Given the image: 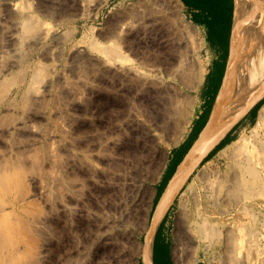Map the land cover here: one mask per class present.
Instances as JSON below:
<instances>
[{"label":"rangeland","instance_id":"1","mask_svg":"<svg viewBox=\"0 0 264 264\" xmlns=\"http://www.w3.org/2000/svg\"><path fill=\"white\" fill-rule=\"evenodd\" d=\"M168 7L170 5L165 2L155 3V0H0V264H144L140 249L147 240L154 216L151 210L147 211L149 200L141 191L144 189H135L138 190L135 192L137 204L134 203L133 208L137 209H133L135 212L131 210L130 216L120 212L124 211L122 203L117 201L119 193L107 183L110 174L106 172L110 169V173L114 165L112 156L110 159L108 155L115 151L108 140H119L128 135L124 124L129 121L131 107H139L145 112L143 100L133 90L136 85L131 84L128 88L126 82L127 87L121 89L120 82L124 79L115 67L144 70L149 68L146 64L156 61L161 64L159 70L165 74L164 71L171 66L169 71L179 77L166 75V80L176 83L185 95L198 99L201 86L187 88L182 79L190 82L194 72L202 70L206 73L211 57L203 33L186 19L183 6L178 21L185 26L192 41L189 47L179 44L177 32L163 30L151 23L161 10L167 13ZM127 16L136 20V26L124 34L119 23ZM25 18L33 22L32 25L25 23ZM174 19L177 21V17L171 15L169 22ZM139 21H145L150 29L144 43L135 35L141 29ZM27 23L32 26L31 30L23 28ZM47 30L51 32L47 34ZM161 35L167 41L164 45L158 43ZM105 45L106 50L116 47L122 53L119 51L120 55L114 60L99 47ZM77 49L84 50L77 52ZM189 51L195 61L184 62L185 68L178 67L180 61L177 58ZM62 71L66 72L68 81L59 78L64 74ZM262 98L264 100V94L260 100ZM261 105L242 118L216 145L213 154L218 146L242 133L251 135ZM115 126L121 127L123 132ZM175 128L167 130L171 134L167 131L160 133L159 147L169 150L168 158L176 146L172 144ZM105 142V145L113 146L114 151L102 144ZM106 147L110 148V153L105 149L108 154L104 151ZM213 162L206 172H212L214 168L224 169L227 158H216ZM99 173L108 176L105 178ZM101 177L104 182L106 180L105 187L111 188L105 190L106 193L103 185L99 189ZM111 192L118 194L114 197ZM182 192L169 214L170 237L175 247V218L181 211L180 203L184 202L186 214L183 212L182 216H187L184 218L189 233L180 249L179 260L183 264H254L255 260L249 258L240 260L239 255L234 254L233 246L229 252L232 249L234 253H228L227 249L223 251L224 243L211 246L207 239L193 231L195 228L190 219L193 195L190 192L186 195L185 188ZM141 199L146 201L145 204L143 201L140 204ZM3 209L9 212L5 213ZM255 211L253 226L260 230L259 235L264 241V200L255 206ZM110 219L113 226L106 223ZM196 257L198 260L193 261ZM212 257L215 262L211 261Z\"/></svg>","mask_w":264,"mask_h":264},{"label":"bare ground","instance_id":"2","mask_svg":"<svg viewBox=\"0 0 264 264\" xmlns=\"http://www.w3.org/2000/svg\"><path fill=\"white\" fill-rule=\"evenodd\" d=\"M158 1H163L166 4L170 5V7H168L169 11L166 13L165 10H161V12H159L157 16L151 21V23L154 24V26H158L159 28L161 27L163 30H171L174 33L177 32L180 35L179 44L184 47H189L192 41L190 40L189 35L186 32L187 30L185 31L184 29L185 26L180 25L178 21L179 12L183 6L182 1L155 0V3H158ZM251 2L252 1L250 0H237L236 17L234 25L232 27L230 55L222 85L219 89L217 97L215 98L212 113L207 122V125L201 131L198 138L194 141L193 145L191 146L183 160L177 166L178 168L175 174L173 175L164 194L157 204L154 216H152L153 226L151 230L148 231L149 233L147 236V240L142 246V249H140L141 254L145 259L144 264H152L150 261V256L152 252V241L155 228L159 221L162 219L163 215L174 204L183 188H185L186 195L188 192L192 193L193 195V206L191 207L190 213V219L192 221V225L195 228V230L193 231L199 233L202 238L207 239L209 241L208 244L211 243V246L224 243L225 249H223V251L227 249L228 253H230L234 247L237 253H234L233 251L231 253L238 254L240 260L242 259L244 261L245 259L249 258L252 261L255 260L253 261L254 264H261L264 260V241L261 240L262 236L259 235L260 230L254 227L252 222L257 215L255 206L259 205L260 202L264 200V103L258 109L257 122L256 125L252 127L253 130L252 133L250 132L251 135H248L247 133H240V136H237V138L226 142L209 159L205 160L209 153L216 147V145H218L222 140L225 139L229 132L242 120V118L247 113L250 112V110L257 104V102L264 94V41L261 42L258 38L259 25L253 18L252 7L254 6V4H251ZM132 6L134 7V5ZM136 9H138V7H136ZM171 15L176 16L177 21L176 19H174V21L169 22ZM27 20L28 19L25 18V23L28 22L32 25L33 22ZM121 22L122 23H119V25L122 29V33L124 34V31H132L133 27L136 26V20H134L131 16L125 17L123 21L121 20ZM28 23L25 24L26 27L23 28H32V26ZM145 23V21H139L138 24L141 26V29L135 34L136 38L141 43L143 41H147L148 30H150L147 29L149 25H146ZM49 31L50 30H47V34L49 33ZM166 42V39H164V37L161 35L160 40L158 41L159 45H164L166 44ZM99 47L101 48V50H103L102 48H104L103 52L107 53L108 57L114 58V60L116 56L120 55V50H118V48L116 47H111V49L109 50L105 49L106 45L104 47ZM79 50L83 51L84 49H77L76 51L79 52ZM120 53L122 52L120 51ZM54 54H56V52ZM123 57L124 56H122V58ZM178 60L180 61V63H178L177 65L178 67H184L183 65L186 61H195L190 51L189 53L184 52L177 58V61ZM56 61H54V63ZM159 64L160 63L156 61H151L150 63L146 64L149 68L144 70H141L140 68H125L120 70L119 65L117 68L115 67L116 71H121V77L124 79V81L121 80L120 82L121 89L122 87L126 86V82L128 83L127 85H129L128 88H130L131 84H135L136 88L134 87L135 89L133 90L136 91V96H138L141 101L143 100L145 105V112L142 111L139 107H131L132 111L129 121L127 120L128 123L124 124L127 125L128 128L127 136L124 137L122 135V138H119L120 136L117 137L119 138V140H108L111 135L109 134V137L106 135L107 140L115 147L114 151L113 146L110 147V144H107L112 149V151H114V153H111V155L109 154L110 156L108 155V158L110 157V159L112 156L111 160L114 163V165L112 166L113 170L108 173L110 170L109 168H107L109 170L102 169V171L107 170L106 173L108 175L110 174L109 176L105 175L106 173L98 174L101 176L104 174V177L108 176L109 179L107 180V183L109 185L111 184L118 191L119 194H116L119 195V200L117 201L119 203H122L120 205H123L121 207L123 208L122 210L124 212L120 210L121 207L119 209H116L120 210V212L123 214L130 215L131 213L135 212L133 209H137L136 207L133 208V205H135L134 203H136L135 192L138 190L135 191V189H138V187H143L144 189L141 191L142 193L144 192V194H146V197L149 200L147 201L148 203L146 207L148 213L150 212L152 200L155 194V186L153 185V183L159 180L163 169L167 165L166 163L169 154L168 149L159 147V144H161L159 143L160 133L166 132L169 129L174 130L173 126L176 127L175 132L172 131L174 132V136H172V144L178 145L183 139L185 133L188 131L189 126L198 111V106L200 105L196 97L185 95L182 89H179V86L177 87L175 85L176 83L166 80V75L168 77H179V75H177L176 73V75H173L172 72L169 71L171 66L168 67L169 69L164 71V74L163 72H161V70H159V68L161 67H159ZM55 65L53 64V66ZM184 68L183 71L185 70ZM175 69L178 68L175 67ZM63 73L64 74H62L61 76L59 75V78L68 81L66 80L67 77L65 76L66 72ZM204 74L205 73L202 70H198L193 73V76L190 74L192 76V81L189 82L188 80L185 81L184 79H182V82L187 88L198 89L204 81ZM106 77H108V75H106ZM35 79L39 82L38 77H35ZM118 89L120 91V88ZM129 92L134 93L132 91ZM126 115L127 114H125V116ZM175 119L177 120L176 123ZM122 120L123 119H121V121ZM116 128H120L119 130L122 131L121 127ZM123 130L125 131V129ZM169 133L171 134V132ZM102 144L105 145L106 142ZM110 148L106 147L104 148V151L105 149H109L108 151L110 153ZM108 151H105V154H108ZM224 157L227 158V164L225 163L226 167L224 169L214 168L215 170L213 169L212 172L205 171L208 165L216 158L224 159ZM110 159L109 162H111ZM105 160L106 159L104 157L103 161L105 162ZM103 161L101 162L103 163ZM106 164H108V162H106ZM95 166L97 168V164ZM198 168H200L199 171H197ZM103 179L102 182L104 184L98 180H95V182H101L100 184H98L99 186L103 185V187L105 188L103 191L104 193H106L107 191L105 192V190H109L111 188L107 189L105 187L107 184L105 183L106 180L104 182ZM100 187L101 188L99 189L101 190L103 187ZM196 188H198V190ZM116 190L113 191L116 192ZM182 193H184V191ZM116 194L112 193L114 197H116ZM108 198H110V196ZM138 199H140V197ZM186 200L188 201V198ZM109 201L112 200L109 199ZM139 201L142 202L143 200L141 199ZM114 202H116V200ZM143 202L145 204L146 201L144 200ZM143 202L140 204H143ZM180 207L181 211H179L177 217L175 218V223H177V231L175 239L176 243L174 247V257L178 261H180V249L185 245V240L188 238L187 234L189 233L187 220H185L187 216H182L183 212L186 211L184 210L185 205L183 201L180 203ZM75 210L77 211V209ZM131 210H133V212H131ZM4 212L8 213L9 211L4 210ZM120 212H118L119 215L121 214ZM92 213L90 216H93ZM123 214L120 216H123ZM184 214H186V212ZM125 216L126 215H124V217ZM112 219L108 220V222L104 221V223L106 222L107 224L109 223V225H112L113 223L110 224L111 222H113ZM259 220L260 219H258V221ZM118 225L120 224H117V226ZM120 226H123L122 222ZM74 228L75 227H73V229ZM190 240L193 239L190 238ZM231 247L232 249L229 252V248ZM85 249L83 248V250ZM229 256L230 255H228V257ZM196 260H198L197 257L193 261ZM211 261L215 262V258L212 257Z\"/></svg>","mask_w":264,"mask_h":264},{"label":"crops","instance_id":"3","mask_svg":"<svg viewBox=\"0 0 264 264\" xmlns=\"http://www.w3.org/2000/svg\"><path fill=\"white\" fill-rule=\"evenodd\" d=\"M186 19L203 33V39L211 52L204 81L198 93V111L182 141L170 152L167 165L155 185L151 214L164 194L170 180L194 141L207 124L215 98L219 93L230 55L232 27L235 22L237 0H181ZM252 15L259 25L258 38L264 41V0H250ZM256 4V5H255ZM263 98L253 107L260 106ZM157 190V191H156ZM156 195V196H155ZM155 199V200H154ZM154 201V202H153ZM171 207L155 228L150 261L152 264H183L174 257V243L170 237L169 217ZM153 226V224H152ZM144 257L142 261L144 263Z\"/></svg>","mask_w":264,"mask_h":264},{"label":"trees","instance_id":"4","mask_svg":"<svg viewBox=\"0 0 264 264\" xmlns=\"http://www.w3.org/2000/svg\"><path fill=\"white\" fill-rule=\"evenodd\" d=\"M258 107H259V106H258ZM258 107H257V108H258ZM252 109H253V108H252ZM220 147H221V146H218L217 149L220 148ZM212 155H213V150L209 153V155L206 157V159L210 158Z\"/></svg>","mask_w":264,"mask_h":264},{"label":"water","instance_id":"5","mask_svg":"<svg viewBox=\"0 0 264 264\" xmlns=\"http://www.w3.org/2000/svg\"><path fill=\"white\" fill-rule=\"evenodd\" d=\"M206 125H207V124H206ZM206 125H205V126H206ZM203 129H204V128H203Z\"/></svg>","mask_w":264,"mask_h":264}]
</instances>
